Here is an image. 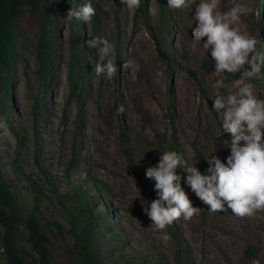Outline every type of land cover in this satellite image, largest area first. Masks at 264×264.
<instances>
[{
	"label": "rangeland",
	"instance_id": "obj_1",
	"mask_svg": "<svg viewBox=\"0 0 264 264\" xmlns=\"http://www.w3.org/2000/svg\"><path fill=\"white\" fill-rule=\"evenodd\" d=\"M261 1L259 9L257 0H242L249 12L233 26L254 36L257 52L262 49L264 55ZM84 2L75 0L77 6ZM240 2L220 0L219 7L227 10ZM92 5L97 12L95 24L92 18L87 23L71 22L63 0H42L39 14L53 25L54 54L41 96V81L34 72L37 16L23 6L15 18L18 38L11 108L6 113L0 108V172L9 178L24 209L34 205L47 240L42 249L50 264H81L71 232L74 226L48 189L68 192L70 181H79L92 210L107 215V226L97 232V242L102 259L109 264H264V209L253 214L256 219L238 217L230 210L212 213L182 179L198 211L161 230L151 224L140 198L133 200L139 190L145 200L156 198L154 181L146 178L145 171L158 162L160 151L175 150L190 163L198 159L201 171L208 167L204 157L215 150L213 155L222 160L230 154L223 143L230 134L218 137L220 118L210 97L236 90L241 86L240 73L215 74L203 41L192 38L191 8H170L165 0L168 22L159 33L157 0H140L133 9L121 5V0H92ZM145 22L158 37L170 65ZM78 28L81 57L85 55L86 62L84 91L73 89L67 78L69 38ZM97 37L114 45L117 71L111 78L94 71L99 56L88 41ZM217 79L225 86H214ZM244 83H251L254 94L264 99V74ZM120 105L123 112L116 110ZM13 167L30 177L38 193L35 199L26 179ZM16 231L18 244L33 255L25 242V229L20 226Z\"/></svg>",
	"mask_w": 264,
	"mask_h": 264
},
{
	"label": "clouds",
	"instance_id": "obj_2",
	"mask_svg": "<svg viewBox=\"0 0 264 264\" xmlns=\"http://www.w3.org/2000/svg\"><path fill=\"white\" fill-rule=\"evenodd\" d=\"M121 5L133 9L139 7L140 0H121ZM168 5L174 9L191 8L192 38L203 41L218 77L224 73H240L241 86L227 94L210 97L212 109L220 118L218 137L230 134L228 142H223L230 154L222 160L213 155L215 150L204 157L208 167L201 171L198 159L190 163L175 150L160 151L158 162L145 171L146 178L154 181L156 198L145 200L138 189L139 194L133 200L140 198L144 213L158 229H165L181 216L188 220L199 207L193 205L182 187L183 179L210 212L230 210L238 217L251 216L264 209V99L258 98L252 84L244 81L259 78L264 55L257 52L254 36L233 26L249 9L242 0L227 10H220V0H168ZM94 15L92 0L71 7L67 13L69 19L85 23ZM88 45L96 48L99 56L96 75L111 78L117 71L114 45L104 37L90 39ZM214 86L225 85L222 79H217ZM116 110L123 112V105ZM178 168L186 175L177 171Z\"/></svg>",
	"mask_w": 264,
	"mask_h": 264
},
{
	"label": "trees",
	"instance_id": "obj_3",
	"mask_svg": "<svg viewBox=\"0 0 264 264\" xmlns=\"http://www.w3.org/2000/svg\"><path fill=\"white\" fill-rule=\"evenodd\" d=\"M63 1L68 11L71 7H77L75 0ZM257 1L259 9H262V1ZM41 2L42 0H0V108L5 113L11 108V77L16 61L14 48L18 33L16 31L15 18L23 6L35 12L37 16L38 37L35 43L37 63L34 72L41 81L40 96L44 93L45 85L51 72L54 54V42L52 41L54 28L50 21H46L39 14L41 12ZM157 4L160 12L157 30L161 33L162 28L167 25L168 14L165 11V0H157ZM92 19L93 24H95L97 12H95ZM72 21L73 19H71ZM145 25L157 45V49L168 60L170 65V58L165 52L160 50V41L154 35L152 27L148 22H145ZM80 37L78 28L76 35H72L69 38L67 78L72 88L79 87V91H84L86 88V73L84 70L86 62L84 60L85 55L84 58L81 57ZM259 53L263 55L262 49ZM74 74L78 76V79L74 78ZM261 74H264V66H262ZM38 107L40 108L41 105ZM13 165L15 166V164ZM14 169L18 173L21 172V176L26 179L35 195V199L38 193L30 177L17 167ZM79 184V181L68 182V192H62L57 188L51 187L48 189L51 197L56 199L65 212V218H67L69 224L74 226L71 232L74 234L77 243V254L80 263L109 264L102 259L98 251L97 242V232L107 226L105 218L107 215L105 211L101 212V210L91 209L92 204L86 196L82 195L81 190L83 189ZM28 207L26 210L21 206L14 192H12V184H10L9 178L0 172V264H50L47 255L42 249V245L47 240L39 228V220L41 218L35 213L33 204ZM49 225L53 226L54 224L50 223ZM20 226L25 229V242L33 255L29 254L28 251L18 244L17 235L19 232L16 230ZM115 235H113V238L117 240L119 237Z\"/></svg>",
	"mask_w": 264,
	"mask_h": 264
},
{
	"label": "bare ground",
	"instance_id": "obj_4",
	"mask_svg": "<svg viewBox=\"0 0 264 264\" xmlns=\"http://www.w3.org/2000/svg\"><path fill=\"white\" fill-rule=\"evenodd\" d=\"M152 85H153V84H152ZM153 86H155V85H153ZM155 87H157V86H155ZM184 99H185V98H184ZM186 99H187V98H186ZM188 102H189V101H188ZM100 141H101V140H100ZM107 144H108V143H107ZM106 146H107V145H106ZM104 147H105V146H100V148H102V149H103ZM97 149H98V148H97ZM105 150H106V149H105ZM99 151H100V149H99ZM101 151H102V150H101ZM104 152H105V151H104ZM110 153H111V151H108V152H107V156H108V157L110 156ZM111 155H112V154H111ZM92 156H93V155H92ZM99 157H100V156H99ZM109 158H110V157H109ZM109 158L106 157V159H109ZM109 160H110V159H109ZM259 213H260V212H259ZM253 217L256 219V216L253 215ZM253 217H251V219H252ZM257 217H258V216H257ZM255 219H254V220H255ZM261 219H262V217H261ZM258 221H259V220H258ZM258 221H257V222H258ZM228 222H229V221H228ZM251 222H252V221H251ZM262 222H263V221H262ZM262 222H261V223H262ZM228 224H229V223H228ZM260 225H261V224H260ZM260 225H259V226H260ZM263 225H264V224H263ZM249 227H250V226H249ZM254 227H255V225H254ZM247 230H248V229H247ZM252 231H253V230H252ZM252 231H251V232H252ZM232 232H233V231H232ZM247 232H248V231H247ZM233 233H235V232H233ZM236 234H237V233H235V235H236ZM249 234H250V233H249ZM253 234H254V233H253ZM255 234H256L257 236H259V233H255ZM255 234H254V235H255ZM260 234H261V233H260ZM241 235H243V234H241ZM241 235H240V236H241ZM251 235H252V234H251ZM261 235H262V234H261ZM235 237H236V236H235ZM241 237H242V236H241ZM255 237H256V236H255ZM257 238H258V237H256V239H257ZM234 239H235V238H234ZM261 239L264 240V235L261 236ZM263 240H262V241H263ZM230 241H231V240H230ZM235 241H236V240H235ZM236 243H237V242H236ZM226 244H227V242H226ZM229 244H230V243H229ZM231 244H232V243H231ZM234 244H235V243H234ZM263 245H264V244H263ZM234 246H235V245H234ZM236 246H237V245H236ZM230 247H231V246H230ZM236 248H237V247H236ZM230 249H231V248H230ZM230 249H229V251H230ZM233 249H234V248H232V251H233ZM234 250H235V249H234ZM226 251H227V250H226ZM229 251H228V252H229ZM235 251H236V250H235ZM235 251H234V252H235ZM214 253H215V252H214ZM219 253H220V252H219ZM224 253H225V252H224ZM232 253H233V252H232ZM211 254H212V253H211ZM216 254H217V253H216ZM225 254H226V253H225ZM214 255H215V254H214ZM217 255H218V254H217ZM222 255H223V254H222ZM227 255H228V254H227ZM230 255H231V254H230ZM218 256H219V255H218ZM233 256H234V255H233ZM214 257H215V256H214ZM216 258H217V257H216ZM216 258H215V259H216ZM223 258H224V257H223ZM215 259H214V260H215ZM220 259H221V258H220ZM220 259H219V260H220ZM224 259H225V258H224ZM229 259H230V258H229ZM228 261H229V260H228ZM228 261H227V262H228ZM232 261H234V260L232 259ZM216 262H218V261H216Z\"/></svg>",
	"mask_w": 264,
	"mask_h": 264
}]
</instances>
